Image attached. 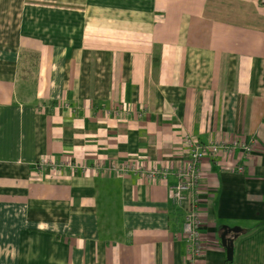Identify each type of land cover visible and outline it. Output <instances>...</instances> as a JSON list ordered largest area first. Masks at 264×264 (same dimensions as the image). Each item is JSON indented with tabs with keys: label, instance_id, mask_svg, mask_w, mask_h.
<instances>
[{
	"label": "crops",
	"instance_id": "1",
	"mask_svg": "<svg viewBox=\"0 0 264 264\" xmlns=\"http://www.w3.org/2000/svg\"><path fill=\"white\" fill-rule=\"evenodd\" d=\"M186 139L254 142L202 158L194 258L169 201ZM224 229L230 264H264V4L0 0V264H225Z\"/></svg>",
	"mask_w": 264,
	"mask_h": 264
},
{
	"label": "built area",
	"instance_id": "2",
	"mask_svg": "<svg viewBox=\"0 0 264 264\" xmlns=\"http://www.w3.org/2000/svg\"><path fill=\"white\" fill-rule=\"evenodd\" d=\"M264 4V0H260ZM187 160L184 167L176 170L173 173L175 182L170 187L169 201L176 207H182L184 210L181 233L186 244V252L191 257H199L202 254L203 246L201 244L198 233V221L196 214V187L200 178V162L205 155L211 157L222 156L227 157L234 150H239L243 157L252 154L254 142L252 140L243 142H231L229 144L206 145L202 146L195 141L186 139ZM34 170L42 171L45 169L51 171H59L62 168L75 170L68 160H62L55 163L51 159H41L33 166ZM107 172L119 176L127 174H138L147 180H154L156 177L164 179L168 173L162 169H146L141 166H133L129 164L117 166L114 163H109L106 167ZM237 172L240 168L236 169Z\"/></svg>",
	"mask_w": 264,
	"mask_h": 264
},
{
	"label": "water",
	"instance_id": "3",
	"mask_svg": "<svg viewBox=\"0 0 264 264\" xmlns=\"http://www.w3.org/2000/svg\"><path fill=\"white\" fill-rule=\"evenodd\" d=\"M237 229H224L219 237L220 245L224 249L225 260L230 262L232 256V241Z\"/></svg>",
	"mask_w": 264,
	"mask_h": 264
},
{
	"label": "trees",
	"instance_id": "4",
	"mask_svg": "<svg viewBox=\"0 0 264 264\" xmlns=\"http://www.w3.org/2000/svg\"><path fill=\"white\" fill-rule=\"evenodd\" d=\"M225 264H230V262L226 261V263H225Z\"/></svg>",
	"mask_w": 264,
	"mask_h": 264
}]
</instances>
